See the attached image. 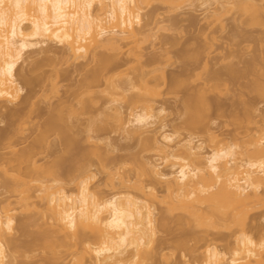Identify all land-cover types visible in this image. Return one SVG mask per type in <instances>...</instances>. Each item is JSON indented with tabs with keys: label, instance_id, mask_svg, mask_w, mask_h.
Instances as JSON below:
<instances>
[{
	"label": "rangeland",
	"instance_id": "obj_1",
	"mask_svg": "<svg viewBox=\"0 0 264 264\" xmlns=\"http://www.w3.org/2000/svg\"><path fill=\"white\" fill-rule=\"evenodd\" d=\"M148 1L149 0L146 1V3L148 4L143 3V6L141 5L143 9L142 15L144 18V22L142 23V25L144 24L143 26H145V34L141 32L143 34H141L140 39L138 38L139 42L137 44L130 43L127 48H125V46L122 54L120 53L121 51H111L109 49H107L106 51L104 48L97 51V54L99 55L96 56H100L99 58H101V55L102 57L104 56L103 58H105L106 56L109 58L112 57L113 61L115 60L113 59L115 57L118 59V61L122 62L123 65L127 60L129 64L126 63L124 67L121 64V67L119 63L113 61V63L115 62V64L119 65L121 69L117 70L118 72L116 71V74H112V76H114L113 78L110 75L111 82L110 80L108 81L110 82V85H104V82H108L102 80L103 83H101L103 85H100L101 83L98 84L99 88L96 89L97 84H92V86L95 85L93 86V88L95 87L96 89V94L95 90H92L94 92L93 96L92 93H85V88L83 90L80 88V86L85 82L84 77H86L85 75H87L88 71H92L93 69L97 68L96 66L98 65V63L96 62L97 65H95L92 57H90V59L92 60H90V63L89 61L87 62V60L83 59H71V56H67L68 54L65 55L66 51L63 50L64 48L54 43H47L38 48H33L34 50H29L30 52L28 51L24 55L23 61H21V63L18 65L16 71L17 79H19V75L22 74V76L27 75V77L29 76L28 78L32 77L33 80L36 81L37 79L39 80V78H48V80H53L54 76H56L53 73L58 71H60L58 73L61 77L58 75L57 78H60H58V80L56 78L58 87L55 88H57V91L53 89V93H50L49 91L51 90H48L50 86L46 87L50 82L48 83V80L45 79L47 83L44 80V84L46 85L44 89L45 91L48 90L45 93L46 95L43 94V90H41L40 92V89L38 88L35 91L36 93H38L36 94L34 92L33 97L31 96L33 95L31 92L33 91V89H29L30 86L25 88L23 84L20 83V80H17L18 83H20V86H22V88H25L20 95V100H18L17 103L15 102L14 104L5 102L4 105V102L2 103L8 108L7 110V108L3 106V111L1 110V112H4V115L7 114L6 112H8L9 109L10 111L11 109L20 111V109H22L23 107L28 106L23 105V101H25V98L27 99L28 96V101H31V104H33V106H31L30 104L31 108H26L30 109L28 110V113L32 111L30 113L31 115H26L28 117L24 116L26 118H24V120L22 119L23 121L20 122V128L18 125H16L19 130L13 126V128L16 129L15 132L17 131L16 134L14 133V139H10L13 141H11L10 143L9 140L3 139V142L2 140L0 142V210H4V207L6 208L8 204L10 205V207L7 208H14V210L16 209L14 212V216L16 219L14 222L16 224L14 225L15 230H13V233L11 232V236L8 235L7 238L11 242L10 243L8 241V244L11 246L13 243L14 246L12 245L13 247H7L6 255L9 258L6 260V264H68L69 260V263L71 262V257H69L68 255L70 253L67 254L66 252L62 251L60 253L58 252L57 255L55 252L52 253L45 247L41 246L42 243H39L41 240L38 241V239L42 237L43 234H46V232V235L50 234V236L52 237V233H48V231L52 232L50 222L47 223L46 221H48V219H44V217L42 218V214H44V210H46L44 209V206H42L43 203L40 204L41 201H39L38 198H36V200L34 198V200H31L33 201V204H35L33 205L34 207L30 206L31 208L27 207L26 209H24L25 207H23L22 209V205L20 204V206L19 202L17 203V201L19 200L18 197H23V195H25L24 193L19 195V193L23 192L22 190H25L23 189L25 187H22V190L20 189L22 192L19 191V188H21L19 186L21 185L18 186V184H20V178L18 175H23L24 173L26 174V172L25 170H23L24 172L22 173L21 169H19L21 172L17 171L18 165L14 164L16 165L14 167L12 163H17L13 162L14 160H16L14 158H17V156L21 155V153H25L23 151L28 150L27 148L33 146V149L36 147L35 149L40 152L39 154L36 150H33L34 152L38 153L37 156L33 155L35 157L33 162L35 161L36 165L40 167H47V165L51 166V163H54L55 161H57V159L64 160L63 165L65 167L63 165H61L62 167L58 166L61 167V169L59 170V168L56 167L58 168V171L56 170V168L55 171L60 174L62 173V175L59 174L60 178H58L63 180V182L60 180L63 185L65 184L62 187L64 188L65 192L67 190L69 194L76 191L77 182L75 180V177L76 175V179H78L79 177V172H77L79 170H77V168H88V174L93 177L89 182V187L91 188L92 192L97 193L100 199L104 200L108 199V197H110L112 194L124 192V190H126V188L121 186L122 184H120V178L116 177L118 178V180L116 181L115 173L117 174V171H120V175H122L123 177L127 175L130 178L129 179L128 177H125L126 180L129 179V182L127 183L128 185L124 186L127 188L129 187L127 190L132 192L133 194H135L136 192L132 187L133 184L141 182L144 186H146L147 182L149 184V181H152L150 177L147 178L146 175H143V168L139 167L142 166L143 163H147V161L156 162L160 158V154H158V151L156 150L157 146L155 147L156 144L152 146L150 142H147L150 137L152 138L151 140L156 143V141L160 139L161 134H164V132L174 134L175 137L177 136L175 139L176 141L188 139L189 136L193 135L191 137H194V142L197 144L203 143V147H205L204 149H206L205 151L207 153L211 150V148L213 149L216 147H223L228 145H238V148L240 147L243 149H247L246 146L248 147L249 143H251L249 141L250 137L263 134L264 95L262 94L264 93H259L260 91L258 92L256 90H259L260 87H262L261 90L264 89V0H253V2L255 1V6L258 7L256 9V7L254 6L255 10H252L253 7L249 6L251 8V12L248 8L247 11L243 10L244 12H242L241 10V8L244 9V7L247 6L246 4H249L246 3L244 6V3L248 0H219L220 4H211V7L208 8L203 5L205 0H191V2H189L190 0H181V2L179 0V2L177 1L176 4H173L174 2L172 3L173 5L168 4V6L170 7L162 3L163 1L161 0ZM212 3L214 2L212 1ZM241 3L244 7H242ZM256 10H258V13L255 12ZM253 11L256 13L254 18L253 16H250L254 15ZM214 13L216 16L214 15ZM252 18L254 20L260 19L257 20L260 25L256 24L258 23L256 20V23H254V20L252 21ZM142 28L141 30H143ZM143 71L147 73L149 72L146 80H149V87L158 94L154 97L155 99L152 100V103L150 101L149 104H152L153 110H156L157 113L158 108L159 110L163 108L165 112L163 113L164 115H160L161 118L159 117V121L157 120L158 123L156 125L158 127L156 125L153 126L149 129L150 131H148V133H146L143 138L138 139L137 136H134V138L133 136L131 137V135L127 136L128 129L132 130L130 129L131 127H128L125 130L122 125L116 123L118 121H114L117 120L115 118L116 114L114 113V120L110 118V115L115 112L112 109L115 105H113L112 103H116L118 108H120L121 106L120 109L122 111L120 109L119 110L123 113V115L127 114V116H129L131 112V114H133V110L135 108V110L137 111L141 110L142 105L134 104L132 107L135 108L131 109L129 107L132 111L129 110L128 106L131 104L129 103V99L127 102L123 100L122 97L120 99H118V97H111V95H114L111 93L113 90L111 88L113 87L111 86V84H113L114 82L115 87L118 85L122 86L123 83H126V81L124 82L126 78L129 79V76L130 80L137 78V76L140 78V73ZM142 76L141 78H143L142 80H144V77ZM141 78L140 80L138 78L133 80L134 88L133 90H131V93L133 91L135 96L136 94L139 95V92H141L140 94L143 93V89L141 91V87L143 88L144 82L146 80L143 82L141 81ZM107 79H109V77H107ZM116 82H121L122 84L117 83L116 85ZM257 86L259 87L256 88ZM81 87L83 88L84 84ZM30 88L34 87L31 86ZM79 89H81L83 92ZM119 89H122V92L124 93L122 87ZM109 90L111 91L110 93L108 92ZM29 91L31 93H28ZM76 91L78 92V96L82 97L84 95V99L86 98L85 100L83 99V97L81 99H78L80 101L82 100L83 103L87 99L92 100H87V103L85 102L87 106L91 103V107L93 108L94 103L92 104V102L96 100L94 101L96 102V104L93 110H91V112H94L92 113L93 115L90 114L91 112L89 109V105L88 109L90 115L88 114L86 116V114L84 113L85 115L82 116L83 114L81 113L84 111L87 112L88 109H85L83 111V109H81L83 108V106H80L79 108L80 103L77 99H75L78 97ZM74 93H76L74 98L76 101L73 99ZM113 93H115L116 96H120L119 93H121V91L116 93L113 90ZM123 93H121V96L123 95ZM35 94L37 97L35 96ZM128 94L130 96L129 92L125 96L127 97ZM70 95L72 96V98H70ZM131 95L132 97L134 96L133 94ZM260 95H262V97ZM30 96L32 97L31 100ZM129 96L127 98L131 97ZM200 96H202V99ZM94 97L96 98L93 100ZM68 98L73 99L75 103L78 102V106L74 103V105L77 107L73 105V108H75V110L81 109V115L77 110V112L73 114V108H70L71 110L68 109L69 107H72L71 105L73 103H70V101L73 100H68L70 106H67L68 102L66 103L65 101L66 105L64 106L62 104L64 107L63 110L61 100H63L64 102V100H67ZM112 98H114L115 100ZM191 98L194 99H192L194 101L193 106H197L196 111L198 112H195L196 115L201 111L200 114H198V116L200 115V118L202 116L201 120L200 118H198V116L196 118L195 115H192L193 117H195L188 118L191 115H186L184 107L187 106V102L189 103ZM195 99H201L202 103H199H201L202 106L196 105ZM111 100H117L118 103L117 101L111 102ZM60 101L62 110L64 111V114H66L65 118H63L64 116H61L64 115L62 114L63 111H61V109L60 116L57 113H50L52 110L54 112L58 108L57 105L59 106ZM20 102H22V104ZM109 102H111V104ZM27 103L25 102V104ZM107 103H109V105H107ZM118 104L120 106H118ZM110 105L112 106V108H110ZM65 107L67 108L65 109ZM199 107H201V110L199 109ZM104 108L107 112L109 109L112 110L111 114L108 112L110 115L108 114L109 116L107 115V117H104V115L107 114ZM26 109L24 108L23 110ZM202 109H205L204 112ZM102 110L106 113H103ZM26 111H23V115L26 114ZM56 111L58 112L59 109ZM69 111H72L71 118L69 117ZM193 111H195V109H193ZM49 113L51 115L53 114V117L57 114V117L66 119V121L64 122H66L67 124L70 120L69 124H71L72 130L70 128V125H67L66 123L65 124L67 125V127L65 129V125L61 123L63 122V120L59 119V121L57 119V121L61 123V125H64L65 130L62 129L63 131L68 130V134H70V131H72L71 134L73 138L71 139H73V141H76V143L73 144L72 147L69 146V148L68 145H65V140L60 139L62 138L60 137L61 134L64 138L63 132L61 133L57 131L48 132L41 137L42 142L39 143L41 146L40 151L38 149V144H36L37 146L34 147L35 144L33 145V141L35 139L38 140L37 138L40 137L39 134L41 131H39L38 127H41V125H44L47 120H49V118H47L49 117ZM102 113L104 115H102ZM0 116H3V114ZM127 116L123 117L128 118ZM130 116L128 118L129 120L131 118ZM3 117H0V138L1 136L3 138V136H5L6 134L8 135L11 131L14 132V129L11 128V130L7 127L9 126V123L6 121V116ZM93 117L97 118V120L99 119L96 122L98 123L96 127L94 123V127L98 128L97 133H95V129H92L91 132L89 131L90 129H87L86 127L87 124L89 125V118L93 119ZM188 120H191L193 124L195 123L194 125H197L198 127H193V124L186 125ZM93 121L95 122V120H92L91 122ZM125 121H127V119ZM161 124L166 126L165 130H160ZM119 126H121L122 129L121 127L119 128ZM189 127L191 128L189 129ZM123 129L125 130V132ZM89 132H91V134H88ZM71 134L69 136H71ZM87 136L88 138L91 137L89 138L91 140L93 138L95 142L87 139ZM212 136L215 138V142ZM145 137L147 138V140H145L144 144V141L141 140L145 139ZM10 145L11 148H9ZM242 145H244L245 147H242ZM150 146H152L153 148H150ZM250 147L252 146L250 145ZM250 147L248 148L250 149ZM240 150L241 149H239V151ZM30 151L31 150H29V152ZM26 153H28V151ZM11 158L14 160H12ZM9 161H12V163H10ZM30 162H32V159L30 160ZM23 167L25 166L23 165L22 168ZM110 167H112L114 171H116L113 174V178H110L111 176L109 172L113 170ZM139 168L142 170H140ZM166 171L168 170L166 169ZM117 175L121 177L119 174ZM44 176L46 175H43L42 178ZM108 176L110 179H114V181H110ZM50 179L46 177L45 180ZM27 181L28 179H26V182ZM16 184L19 188H17ZM13 185L15 186L13 187ZM15 187L19 191V193L16 192L17 195L14 192L15 190H13ZM157 187V191H159L158 194H160L161 196L164 195V193L162 194V185ZM32 193L34 192L32 191L31 194ZM160 203L157 202L154 204L155 210L153 211H156L154 213V216L157 218L156 225H158L156 226V228L158 227V230H156L157 236L155 238L156 247L154 246L155 248L153 249L151 260H148L149 262H145L146 264H197L199 262L198 257L201 259V256H199L200 254L198 250V253L195 252V248H201L205 239H210L211 241L213 240V244H215L220 251L224 250L223 252H225V249L227 250L229 243L232 242V238H222L223 235H230L232 230L229 231L223 229L218 233L220 234V236L214 231L213 233L211 231L210 234L209 232L207 234L205 230L202 231L199 228L196 229V227H194V224L192 222L190 223V220L188 218L186 219H188L189 221L185 218H181V212L178 211L179 213L177 214L173 212L174 215L173 213L171 214L169 212V215L168 213H166V205L164 206V204ZM249 213V217H247L246 219V224L248 223V226L246 225L244 228L245 231L251 233L252 237L255 236L253 238L256 240L259 236L261 237V233H263L264 235L263 193L261 195V202L251 208ZM190 224H192V226ZM252 227L255 228L254 230L252 229L253 231L251 230ZM180 242H183V245L180 244ZM182 246L184 249L182 248ZM224 247L226 248L221 249ZM262 260L264 261V259ZM198 264H200V262Z\"/></svg>",
	"mask_w": 264,
	"mask_h": 264
},
{
	"label": "bare ground",
	"instance_id": "obj_2",
	"mask_svg": "<svg viewBox=\"0 0 264 264\" xmlns=\"http://www.w3.org/2000/svg\"><path fill=\"white\" fill-rule=\"evenodd\" d=\"M146 1L147 0H0V115L3 114V116H6V118L9 120L8 121L6 119V121L9 123V126L7 127L10 129L11 128L14 129V132L13 131L9 132V134L8 135L6 134L5 136H3V138L1 136L0 142L1 140L3 142V139L5 140L7 139L11 143V141L13 140L10 139L13 138L14 135L16 134L17 131L15 132V130L16 129L19 130L21 124L20 122H22L24 118L28 117L26 115L29 114L30 116L31 115L30 113L32 112L29 111L30 113H28V110L30 109H26L30 107L31 104V101H28L29 96L27 99L25 98V101H23L24 103L23 105L24 106L28 105V106L23 107L22 109H20V111H15L12 109L10 111L9 109V111L6 112L8 115L6 113H5L6 115H4V112H1L3 106L5 105V102H9L11 104H14L15 102L17 103V101L20 100L21 93L24 91L26 87L29 86L35 88L34 90V88L29 87V89L31 90L33 89V91H31L33 94L31 95L32 97L34 96V92L38 88L40 89V92L41 90L44 91L43 93L44 95H46L45 93L49 89L51 90L49 91L50 93L52 92L53 89L57 91V88L55 87H58L57 85L58 82H56V78L59 75L58 72H60L58 70H57L58 72L53 73L56 76L52 75L54 76L53 78L54 81L51 79L52 78L51 76H50L51 78L49 77L51 80H48V78H43V79L39 78V80L37 79L36 81L33 80L32 77H30L31 78L30 79L28 78L29 76L28 77L27 75L22 76V74H20L19 75L20 78L17 79L16 71L18 65L21 63V61H23L24 55L29 50L33 48L34 49L38 48L47 43H54L64 48L63 50L66 51L65 55L68 54L67 56H71V59L72 58H74L75 60L83 59V60H87V62L89 61L90 63L91 60L90 57H92L95 65H97L96 62L98 63V65L96 66L97 68L94 67L95 69H93L92 71L89 70L90 72L88 71L87 75H85L86 77H84L85 82L82 81L84 82L83 83L84 87L83 88L81 87L83 86L82 84L80 88L82 90L85 88L84 92L87 94L92 93L93 96L94 94L93 91L95 90V94H96V89L99 88L98 84H100L102 80L108 82L111 79L110 77L112 76V74L113 73L116 74V71L121 69L119 65L115 64V62L119 63L120 65L122 64V62L118 61V59L115 57L113 58L115 59L113 60L115 61L114 63L112 61V57H110L111 59L107 56H106L107 58L106 57L103 58L104 56L102 57V55L101 58H99L100 56L97 57L96 55H99L97 54L98 53L97 51H99L100 49L102 50L104 48L106 51L107 49L111 51L112 50L119 52L121 51L120 53L122 54L125 46H126L125 48H127L128 45H130V43L137 44L139 42V39L141 38L140 36L141 34L144 33V29H145L144 28L145 26H143L144 24L142 25V23L144 22L143 20L144 18L142 15L143 13L142 6L143 3L148 4L146 3ZM161 1H163L162 3L166 4L167 6L168 4L173 5L176 4L177 1L179 2V0L176 1L161 0ZM212 1L214 3H212ZM250 1L248 0L245 3L243 2L244 6L246 3H249L246 4L247 5L246 7H244L243 4L241 3L242 7H244V9L241 8L242 12H244L243 10L247 11V8L251 12L250 7H253L252 10H255L256 7L255 6L256 4L254 3L255 1L254 2L253 0ZM189 2H191V0ZM217 3H219V0H205L203 5L208 8L211 7V4L216 5ZM255 12L258 13V10H256ZM255 12L254 15H250V16L251 17L253 16L254 18L256 15ZM253 18L252 21L254 20ZM255 20L253 21L254 23H256V21L260 19H257L256 21ZM256 24L260 25L259 22ZM141 28L143 30H141ZM127 61L126 63H128ZM126 63L124 65L122 64L123 67L126 65ZM142 73L147 75H143ZM148 75L149 72L148 73L144 71L141 72L140 78L141 76L144 77V80H142L143 78H141V81L144 82ZM107 77H109V79H107ZM113 77L114 76H112V78ZM128 78L129 79L126 78V80H124V82L126 81L125 84L122 81L124 87L123 85L122 86L118 85L120 87L118 86L115 87L114 82L113 84H111V86L115 88L111 86L110 87L116 93H118L119 91L123 93L122 89H119L122 87L124 91L123 93L124 97H126L125 95L129 92L131 97L129 96V94L128 96L130 98H127L128 97L127 96L126 97L127 100H126V98H124L123 95L121 96V93H119L120 96H116V94L113 93V90L112 92L110 90L108 92L109 93L111 92L112 94L115 95L114 96L110 94L111 97L112 96L118 97V99L122 97V99L127 102L129 99L130 101L129 103L132 104L128 106L129 110L135 108L132 107L134 104L142 105L141 110L137 111L135 110L136 109L135 108L133 110L134 111L133 114H131L132 112L129 114V116L131 115L130 116L131 118L129 120L128 119L129 116H127V114L123 115V113L121 112L122 111L120 109L121 106L118 104V106H120V108H118L116 103H112L113 105H115L114 108L116 109L117 107L118 110L117 109L115 110L110 105V108H112L113 111H115L112 113L113 115L111 114L112 110H110L109 108H108L109 110L108 109L107 110L111 115L106 111L105 108L104 109L107 112V114L104 115L103 113L106 112L102 110L103 112L102 115H104V117H107V115L109 114L110 118H112L113 120L116 118L117 120L114 121H118L116 123L122 125V127L125 130L126 128L131 127L130 129L132 130L128 129L127 136L131 135V137L133 136V138L134 136H137L138 139H141L144 137L146 133H148V131H150L149 130L150 128H152L158 123L157 120L159 121V117L161 118V116L164 115L163 113L165 111L163 110L162 107H161L162 109L160 110L158 108L157 110L158 113L156 112V110H153V106L151 103L152 100L155 99L154 97L158 94L155 93L152 90V88L149 87L150 86L149 80H146L144 82L143 88L141 87V91L143 89V93L140 94L141 92H139V95L135 93L136 94L135 96L133 91L131 93V90H133L134 88L133 80L137 78L140 80V78L138 76L137 78L134 77L135 79H132L131 77L132 80H130V76ZM45 79L48 80V83L50 82L49 84H47V86L44 84ZM17 80H20V83H22L25 88H22V86H20V83H18ZM55 82H56V86H55ZM110 82H108L109 84L106 82L104 83L102 82V83L104 85L105 84L110 85ZM102 83L100 85H103ZM117 83L122 84L121 82H116V85ZM92 84L95 85L97 84L96 89L95 87L93 88V86L95 85L92 86ZM45 86L46 87L50 86L48 90L46 88L47 91H45L44 89ZM258 87L259 86H257L256 88ZM261 88L262 87H260L259 90L257 89L256 91L258 92L260 91L259 93H264L263 91L264 89L261 90ZM31 92L29 91L28 93ZM131 94H133L134 96L132 97ZM75 95L76 93H74L73 99L75 98ZM79 95H80V91H79ZM262 95L260 96L262 97ZM31 96H30V100L32 99ZM77 96H78V92H77ZM82 97L78 96L75 99L78 100L81 99ZM200 97L202 99V96ZM70 98H72V96ZM70 98H68L67 100L65 99L64 102L63 100H61L62 103L60 101L59 106L61 107L62 104L65 106L68 100H73ZM95 98L96 97H94L93 100ZM192 99L193 98L190 99L189 103L187 102L188 100L185 101L187 102V106L189 107L185 106L184 108L186 111V115L187 116L191 115L188 118H194L195 116L197 118L198 114H200L201 111L196 115L195 112H198L196 111L197 106L195 105L193 106L194 99L193 100ZM201 99L198 100L195 99L196 100L195 104L201 105L202 103ZM74 100L70 101V103L73 104L71 105L72 107H69L68 109L70 108L72 109L75 106ZM87 100L84 101V103L82 102V100L81 101L78 100V102L80 103L79 108L80 106L81 107L83 106V108L81 109H83L84 111L85 109L87 110L88 106L90 105L89 109L91 112V110H93L96 104V102H94L96 100L92 102V104L94 103L93 108L91 107V103L87 106L86 104ZM88 101H92V100L89 99ZM116 101L111 100V102H116ZM150 101H151L150 103L151 105L149 104ZM25 102L26 103L29 102V103L25 104ZM78 102H76L75 104L77 105ZM111 102L109 103L111 104ZM20 103L22 104V102ZM70 103L68 102L67 106H70L69 105ZM109 103H107V105H109ZM31 106H33V104H31ZM59 106L57 105L58 108L55 107L57 108L56 110L59 109L58 111L59 113L55 110V108H54L55 111L53 112L52 110L50 113H54V114L57 113L60 116L61 115L60 112L64 110V107L62 110V107L60 108ZM24 108L27 111L23 110ZM66 108L67 107H65V109ZM200 108L201 107H199V109ZM81 109L80 110L76 109L79 112V114L82 111ZM89 109L87 112L85 111L82 112L81 113L83 114L82 116H84L85 114L87 116L90 113ZM193 109H195V111H193ZM72 110L74 111L73 112L69 111L70 113L68 112L70 114L69 115L70 118H71V112L73 114L77 112L75 108H73ZM23 111H26V114L23 115ZM50 113H49V117H47L49 118V120H47L46 123L44 122L45 124L43 123L44 125H41V127H38L39 131L41 132L39 134L40 137L37 136L38 140L35 139L33 141V145L35 144L34 147L37 146L36 144H38L39 145L38 149L40 151L41 146L39 143L42 142L41 137L46 133L53 131H57L61 133L63 132L64 138L61 134L60 137L62 138L60 139L61 140L64 139L66 142L65 145H68V147L69 146L72 147V145L76 143V141H73V139H71L73 138L71 134L72 131H70L71 136H69L70 134H68V130L63 131L66 129L67 125H70V128L72 127L71 124H69L70 120L69 122L67 120L68 124L64 122L66 121V119H63L65 118L66 115L64 114V111L62 113L64 115H61L64 116L63 118L57 117L58 116L57 114H56L57 116L55 115L53 117V114L51 115ZM92 113L94 112L92 111L90 114ZM114 113L116 114L115 118L113 117ZM192 115L195 116L193 117ZM3 116L0 117L2 118ZM123 116H127L128 118H125ZM199 116L198 118H200ZM94 117L93 119L89 118L90 122L88 121V123L90 127L88 124L86 125V127L87 129L89 128L90 129L89 131L91 132L92 129L93 130L95 129L94 131L95 133H97L98 128L95 127L98 124L96 122L99 119L97 120V118ZM57 119L63 120V122L61 123L65 125V129H64V125H61V123H59ZM126 119L127 121H125ZM92 120H95V122L94 121L91 122ZM188 122L186 123V125L193 124L191 120H188ZM94 123H95V127H94ZM194 124L193 127L194 126L196 127L197 125ZM16 125H18L19 128H17ZM13 126L16 129L13 128ZM120 127L121 126H119V128ZM165 128L166 126L161 124L160 130H165ZM190 128L191 127H189V129ZM91 132H89L88 134H91ZM262 133L263 134H260L259 136L250 137L249 141L251 143L248 142L249 143L248 147H250V145L252 146L250 147V149L246 146L245 143V146L247 148V149L244 148L245 150L240 147L238 148L237 147L238 145L237 146L228 145L223 147H216L213 149L211 148V150L207 153L205 151L206 149H204L205 147H203V143L197 144L194 142L193 139L194 137H191L193 135L191 136L188 135L189 136V137L187 136L188 139L176 141L175 139L177 136L175 137L174 134L164 132V134H161L160 139L157 140L156 143L151 140L152 139L151 137L150 139H148L149 140L148 141L146 136L145 139L141 141H144L145 144V140H147V142H150L152 146L156 144L155 147L157 146L156 150L158 151V154H160V158L159 160L156 159L157 160L156 162L154 161L153 162L147 161V163L142 162L143 165L142 166L138 165V166L143 168V170L139 168L140 170L144 171V172L141 171L143 175H146L147 178L150 177L152 181L151 182L149 181V184L147 182L148 185L146 184V186H144L141 182H137L136 184H133L132 187L136 191L135 194H133L132 192L127 190L129 187L128 188L125 187L126 185H128L127 183L129 182L130 178L127 175H125L126 178L127 177L129 178L128 180H126L125 177L120 175V171H117L118 172L117 174L121 176L119 177L115 173L116 171H114L113 169L114 167L112 166L113 168L112 167L110 168H112L113 170L111 171L110 169L111 172H109L111 176L110 178H113L114 177L113 174L115 173V178L116 177L120 178L121 183L120 182L119 183L122 184L121 186L126 188V190H124V192H120V193L118 192L112 194L110 197H108V199H104V200L100 199L97 193L91 191V188L89 187L90 185L89 182L93 177L90 174H88L89 173L88 168L85 169L77 168V170H79L77 171L79 172V177L78 179H76L77 175L75 177V180L77 182L76 191L70 194L68 193L67 190L65 192L64 188L62 187L65 184L63 185V183H61V181L63 182V180L59 179L60 173H57L58 171L57 169L58 168L59 170L61 169L62 167L61 165L64 164L63 162L64 160L57 159V161L55 162L53 161L54 163H51L52 164L51 166L47 165V167L37 166L36 162L35 161L33 162V160L35 158L34 156L35 155L37 156L38 153L40 154V152H38V150L35 149L36 147L33 149L32 146L30 148H27L28 150L25 149L26 151H23L25 153H21V155H18L19 157L17 156V158H14L16 160L11 158L12 160H14L13 162H17V163H12V161L11 162L9 161L13 165L14 164L18 165L17 171L19 172L22 171L23 173L24 172L23 170H25L26 172V174L24 173L25 175L24 174L18 175L19 178L21 179V180L19 179L20 184H18V186L21 185L19 186L21 188H19L16 184L17 188H19V191L22 190V187H25L23 188L25 190H22L23 191V192L21 191L22 193H19L16 187L13 190H15L14 191L15 193L16 192L19 193V195L23 193L25 194L23 195V197L21 196L18 197L19 200L17 201V203L19 202V205L20 204L22 205L21 207L22 209L23 207H25L24 209H26L27 207L30 206L32 207L33 205H35L33 204V201H31L32 199L34 200V198L35 200L36 198H38V200L41 201L40 204L43 203L42 206H44V209L46 210H44L45 213L42 214L43 215L42 218L43 217L44 219L47 218L48 221L46 220L45 221L47 223L50 222V226L52 228V230L51 229L50 230L52 232L48 231V233H52V237L50 236V234L46 235L47 232L45 231L46 234H43L44 236L42 235V237H40L41 239L39 238L38 241L41 240L39 242L42 243V245L40 244L41 246L45 247L47 250L51 251L52 253L55 252L57 255L58 252L60 253L62 251L66 252L67 254L70 253L68 255L69 257H71V262H70L71 264H146L145 262L151 260L153 249L156 247L155 238L157 236L156 230H158V227L156 228V226L158 225H156L157 218L154 216L155 215L154 213L156 211L153 212L155 210L154 204L157 202L160 203L161 201H162L161 203L164 204V206L166 205V209H167L166 213L169 214L170 212L172 214L174 212L177 214L181 212L182 213V214L180 213V216L182 215L181 218H185V219L188 218L190 220V223L192 222L194 224V227H196V229L199 228L202 231L205 230L207 234L208 232L210 234L211 231L212 233L214 231L218 234L219 231H222L223 229L229 231L232 230L230 235L228 236L223 235L222 237L223 239L232 238V242L229 243L227 250L225 249L226 247L221 248V249H225V252H223L224 250L220 251L217 248V246L213 244V240L212 241L210 239L206 240L204 238L205 240L203 241L204 243L201 246V248L200 247H198L199 249L195 248L196 250L195 252L198 253L199 251L200 254L199 256H201V259L197 256L199 259L197 260L200 262V264H264V261L262 260L264 259L263 233L260 234L261 237L258 235L260 237V238L258 237L259 239L256 237L257 239L255 240L253 238L255 236L252 237L251 233L245 231L244 228L248 224V223L246 224L247 222L246 219L247 217H249L250 209L261 202V195L262 193L264 194V130ZM88 136L87 139L91 138V137L88 138ZM89 140L95 142L93 138L92 140L91 139ZM213 140L215 142L214 137ZM151 142L154 144H152ZM152 146H150V148ZM243 146L244 145H242V147ZM9 148H11V145ZM239 149L241 150L239 151ZM29 150L31 151L29 152ZM33 150H36L38 153L34 152ZM27 151L28 153H26ZM31 159L32 162H30ZM16 165H14V167ZM23 165L25 167L22 168ZM55 168L57 171H55ZM19 169H21V171ZM166 169L168 171H166ZM43 175L46 176L42 178ZM60 175H62V173ZM46 177L48 179L50 178L51 179L45 180ZM118 178H116V181L118 180ZM26 179H28L27 182ZM111 180L114 181V179H110V181ZM160 185H162V194L164 193V195H162L163 197L160 194H158L159 191H157L158 190L157 186ZM14 186L15 185H13V187ZM31 190L34 193L31 194L32 192ZM7 207H10V205L8 204ZM7 207L6 208L4 207V210H0V264L7 263L6 260L9 258L6 255L7 247L9 248L14 246L13 243H12L13 246L12 245L10 246L8 244L9 240L7 238L8 235L11 236V232L13 233V230H15L14 225L16 224L14 222L16 219L14 216V212L16 209L14 210V208L11 209ZM190 225L192 226V224ZM252 229L254 230L255 228L252 227L251 230ZM218 235L220 236V234ZM182 243L183 242H180V244ZM69 261L68 264H70Z\"/></svg>",
	"mask_w": 264,
	"mask_h": 264
}]
</instances>
